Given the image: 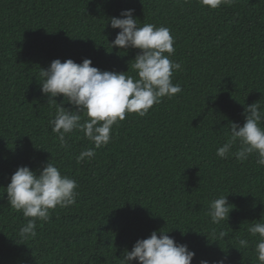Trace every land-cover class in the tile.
I'll use <instances>...</instances> for the list:
<instances>
[{
  "label": "trees",
  "instance_id": "16d2710c",
  "mask_svg": "<svg viewBox=\"0 0 264 264\" xmlns=\"http://www.w3.org/2000/svg\"><path fill=\"white\" fill-rule=\"evenodd\" d=\"M0 264H264V0H0Z\"/></svg>",
  "mask_w": 264,
  "mask_h": 264
}]
</instances>
